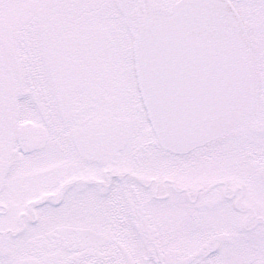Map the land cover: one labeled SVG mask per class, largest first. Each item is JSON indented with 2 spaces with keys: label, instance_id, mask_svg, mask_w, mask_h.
Here are the masks:
<instances>
[{
  "label": "snow or ice",
  "instance_id": "obj_1",
  "mask_svg": "<svg viewBox=\"0 0 264 264\" xmlns=\"http://www.w3.org/2000/svg\"><path fill=\"white\" fill-rule=\"evenodd\" d=\"M0 264H264V0H0Z\"/></svg>",
  "mask_w": 264,
  "mask_h": 264
}]
</instances>
